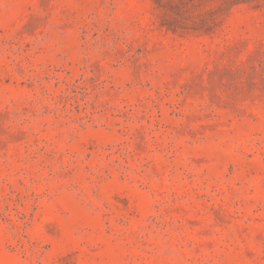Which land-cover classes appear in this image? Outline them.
<instances>
[{"label": "rangeland", "instance_id": "rangeland-1", "mask_svg": "<svg viewBox=\"0 0 264 264\" xmlns=\"http://www.w3.org/2000/svg\"><path fill=\"white\" fill-rule=\"evenodd\" d=\"M0 264H264V0H0Z\"/></svg>", "mask_w": 264, "mask_h": 264}]
</instances>
